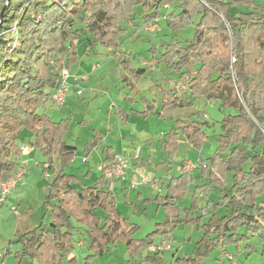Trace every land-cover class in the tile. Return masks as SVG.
Here are the masks:
<instances>
[{"label": "trees", "instance_id": "obj_1", "mask_svg": "<svg viewBox=\"0 0 264 264\" xmlns=\"http://www.w3.org/2000/svg\"><path fill=\"white\" fill-rule=\"evenodd\" d=\"M5 1L0 0V9ZM168 6V26L192 27V36L185 41L173 36L151 49L181 83L158 85L159 101L141 96L144 108L139 113L171 117L175 109L189 108L199 98L218 100L227 112L220 120L217 146L207 161L196 164V174L180 171L161 182L154 199L168 218L137 239L133 234L138 225L118 210L103 173L85 184L79 175L63 171L75 152L66 140L71 118L53 120L43 105L61 85L59 69L81 56L80 26L89 32L82 53L97 45L109 50L118 60L123 86L137 92L147 70L134 67L120 52L126 24L159 18ZM13 26L15 36L1 35ZM201 112L194 111L189 122L174 119L175 129L161 144L169 158L180 144L179 134L197 148L205 141ZM118 115L126 120L127 111ZM23 130L33 133L30 146L45 158L43 172L52 169L57 152L61 168L52 170L40 222L8 242L20 246L13 252L17 262L29 257L38 264H61L75 249L74 231L83 228L89 237L84 264L117 240L123 241L128 258L136 259L131 264H144V259L162 258L163 251L154 248L156 237L169 239L184 222L194 223L201 235L192 252L176 257L175 264H205L211 250L224 255L227 246H233L234 255H249L255 249L252 241L264 254V0H9L0 19V180L15 173L12 155L19 152ZM189 191L193 203L182 209L177 198ZM199 191L202 205L196 202ZM193 208L197 215L188 213ZM75 260L72 256L68 262Z\"/></svg>", "mask_w": 264, "mask_h": 264}, {"label": "rangeland", "instance_id": "obj_2", "mask_svg": "<svg viewBox=\"0 0 264 264\" xmlns=\"http://www.w3.org/2000/svg\"><path fill=\"white\" fill-rule=\"evenodd\" d=\"M170 10V6L163 8L158 20L149 22L154 23L152 27H147L148 22L142 21H138L137 26L132 20L126 24L127 33L121 38L120 52L129 57L134 67L140 66L147 70V73L137 83V92L123 86L118 60L109 50L97 45L82 53L89 32L80 26L78 52L81 54L80 57H85L82 60L86 64V67L80 69L86 73V79L80 83L82 94L73 100L74 103L69 101L68 107L62 108L63 110H61L62 105L56 106L50 103L43 105V109L46 105V113L54 120L71 118L66 140L68 144L75 146V152L73 158L63 166L65 172L86 177L87 172L83 171L89 167L91 174L87 180L93 182V178L98 175L102 167L101 147L90 149L89 155H85V148L88 143H91L95 132L101 145H112L117 150L125 145L133 148L134 152L129 155L124 152L120 153L126 160L128 168H126L124 176L111 181V189L114 192L117 208L125 217L138 224V229L133 234L137 239L145 237L155 229L156 223L168 218L162 207H157V202L154 199L158 187L162 188L161 182L166 183L172 176H177L179 171H182L187 158L195 165L208 160L217 146V136L221 131L220 120L227 112L220 108L218 100L210 99L211 101L207 102L208 99L199 98L189 108L175 109L171 117L160 118L154 115L143 117L139 113L140 109L138 108H144L141 104V96L149 99L155 98L156 101H159L161 91L158 85L175 86L176 79H178L172 70L166 69L163 62H158V58L153 54L151 48L159 47L162 41H168L173 36L185 41L193 33L192 27L181 30L174 26H168ZM142 61H151L152 65L147 66ZM85 68L88 70L90 68V70ZM78 77L81 80L85 78L83 75ZM227 95V91L223 93V97H227ZM238 96L240 98L239 92ZM118 106L127 110L133 109L130 111L128 124L117 119ZM199 109L202 111V120L206 123L204 130L207 138L197 148L188 144L183 135L179 134L180 144L173 157L169 158L168 150L160 146V142L166 138L174 119L181 118L189 122L193 119L194 111ZM161 132L163 134L159 135ZM138 154L145 157V167L141 165V167L130 170L129 167L136 161L135 156ZM32 158L33 160L26 164L25 168L23 167L25 174L22 175V178L20 177L21 180L18 179L20 181H17L10 189L5 201L0 203V264H38L36 260H31L29 257H26L22 262H17L13 252L20 247L19 244L8 245L10 239L25 230V222L27 228L34 227L39 223L44 212L43 202L48 193L52 170L61 168L59 152L52 157V169L45 172L42 170L45 158L38 149ZM138 168L146 173L149 181L155 182L154 186H152V182H145L139 184L136 189L131 187V180ZM190 172L194 173V170L191 169ZM46 175L48 176L46 177ZM114 181L116 182L114 183ZM137 191L141 192L140 196ZM192 195V191H189L185 197L177 198L182 209L191 208L194 200ZM196 202L198 205L204 203V197L200 191L197 194ZM188 213L197 215L199 211L193 208L189 209ZM184 215L185 211L181 210L180 216ZM19 219H21L20 222H18ZM200 235L201 231L196 229L194 223H179L171 231L170 238L164 239L169 243L171 249L163 250L161 259H144L143 263L175 264L176 257L192 252L194 243ZM74 236L77 241L75 249L69 257L75 256L76 260L68 262L69 257H67L61 264L85 263V257L89 253V237L84 229L80 230L79 228L74 231ZM155 240L154 244H158V237ZM79 241L81 242L77 245ZM252 242L255 244V249L249 255L239 253L237 256L240 260H238L232 254L239 264H264V254H261L260 245L256 241ZM226 248L229 252H234L233 246ZM5 252L8 253L4 255ZM218 253L217 249L211 250L204 257V263H218ZM140 254L141 256L146 255L147 250ZM221 259L224 263L226 262L225 259ZM228 260L232 264V260ZM133 262H136V259L128 258L125 245L121 240L111 244L109 250L102 255L90 258L91 264H131Z\"/></svg>", "mask_w": 264, "mask_h": 264}, {"label": "crops", "instance_id": "obj_3", "mask_svg": "<svg viewBox=\"0 0 264 264\" xmlns=\"http://www.w3.org/2000/svg\"><path fill=\"white\" fill-rule=\"evenodd\" d=\"M83 58H85V57H80L79 58V60L75 63V64H73L72 66H70V67H68L69 68V72H70V74H71V77H69V79H68V81L71 83V84H73L74 85V83H75V81H74V77L73 76H85V78L84 79H80L79 81H78V87L80 88L81 86H80V83L81 82H83L85 79H86V73L84 72V71H80V69L81 68H83L84 66L86 67V64L84 63V59ZM83 59V60H82ZM87 67H89V66H87ZM78 68H79V70H78ZM85 69H87L88 70V68H85ZM89 70H90V68H89ZM88 70V71H89ZM176 82H177V84L175 85V87H177L180 83H181V81L179 80V79H176ZM76 88V87H75ZM82 94V93H81ZM79 95H76V94H69V96H67V99H66V101H65V103L61 106V110H63L62 108H65V107H68V105H67V103L69 102V101H71V102H73V100H75V99H77V97H78ZM207 102L208 101H211V100H206ZM74 103V102H73ZM46 105L44 106V110H45V112H47L46 111ZM50 108H51V106H50ZM121 109H124L125 111H127V117H126V120H123L121 117H119V115H118V112H119V110H121ZM138 109H140V110H143V108L141 109V108H138ZM196 111V110H195ZM116 114H117V119L120 121V122H122V123H124V124H128V122H129V120H130V114H131V112H130V108L127 110L126 108H124V107H121V106H118L117 107V111H116ZM193 116V115H192ZM143 117H145V116H143ZM52 118V117H51ZM54 120V119H53ZM174 125V122H173V124L171 125V127H170V129H169V131L172 129H175V125ZM161 134H163V132H161L159 135H161ZM93 137L94 138H92V140H91V143H88L87 144V146H86V151H85V155H89V153H90V149H92V148H94V147H97V146H100L101 147V152H102V157H101V164H102V166L104 165V164H106L107 162H109L110 160H112L116 155H120V153L121 152H124V153H126L127 155H129V153L131 154L132 152H134L133 151V148L132 147H130V146H123L120 150H117L115 147H113L112 145H107V144H103V145H101L100 144V140H99V138H98V136H97V134H96V132H95V134L93 135ZM33 139V133L31 132V131H27V130H23L22 132H21V134H20V140H19V144L20 145H22V148H19V152H16V153H13V155H12V159L15 161V163H16V170H15V173H17L18 171H23V167L25 168V166H26V164H28L29 162H31L32 160H33V158L32 157H34L35 155H36V149L37 148H33L32 146H30V141ZM166 139V138H165ZM164 139V140H165ZM164 140H162L161 142H160V144H162V142L164 141ZM74 146V145H73ZM161 146V145H160ZM75 147V146H74ZM120 151V152H119ZM111 156V159H109V160H107L106 158H107V156ZM135 158H136V161L135 162H133L132 164H131V167H129V169L131 170H133V169H135L136 167H141V165H142V167H145V157H143V156H140V154H138V155H136L135 156ZM188 160V158L187 159H185V161H187ZM138 169H140V168H138ZM195 169H196V166L193 168V170H194V173H192V172H190L191 174H196V171H195ZM137 171V170H136ZM84 173L85 172H87V176L86 177H81V179H82V181L85 183V184H93L94 182H95V180L103 173V169H102V167H101V169L99 170V173H98V175L97 176H95L93 179V182H88V177H90L89 175L91 174V170H90V168L88 167V168H86V169H84V171H83ZM179 173H180V171H179ZM178 173V174H179ZM23 174H25V172L23 171L22 172V174H21V178H22V175ZM47 177V176H46ZM172 177H174V176H172ZM21 178H20V180H21ZM19 180V181H20ZM18 181V182H19ZM117 181H119V180H117ZM116 181H114V183H115ZM113 185H115V184H113ZM127 188V187H126ZM137 188V187H136ZM136 188H134V189H136ZM109 189L112 191V189H111V181H109ZM114 190V189H113ZM112 193H113V196H114V192L112 191ZM137 193H138V195L140 196L141 195V192L140 191H137ZM8 196V195H7ZM19 203V202H18ZM117 205V204H116ZM119 210V209H118ZM120 211V210H119ZM121 212V211H120ZM123 215V214H122ZM42 216V215H41ZM124 216V215H123ZM125 217V216H124ZM127 218V217H126ZM127 219H129V218H127ZM20 220L21 219H19V221L18 222H20ZM130 220V219H129ZM131 221V220H130ZM40 222V221H39ZM131 222H133V221H131ZM133 223H135V222H133ZM25 224V229L27 228L26 227V222L24 223ZM135 224H137V223H135ZM138 225V224H137ZM80 230H82L83 228H79ZM76 231V230H75ZM162 239H160L159 240V242L161 241ZM80 242L81 241H79V242H77V245H79L80 244ZM227 252H229L228 250H226ZM221 252L222 251H219V253H218V256H217V260H219V261H217L218 263H216V264H231V262L228 260V258L227 257H225L223 254H221ZM229 253H232V254H234L233 253V251H230ZM242 253H244V252H242ZM245 254V253H244ZM71 255V254H70ZM69 255V256H70ZM68 256V257H69ZM236 257H237V259L238 260H240L239 259V255L237 256V255H235ZM72 257V256H71ZM71 257H69V258H71ZM221 258H223V259H225V263L223 262V260L221 259ZM240 263H241V261H240ZM242 264V263H241Z\"/></svg>", "mask_w": 264, "mask_h": 264}, {"label": "built area", "instance_id": "obj_4", "mask_svg": "<svg viewBox=\"0 0 264 264\" xmlns=\"http://www.w3.org/2000/svg\"><path fill=\"white\" fill-rule=\"evenodd\" d=\"M154 20H158V18H155ZM153 21V20H152ZM151 22V21H149ZM147 24V27H152L154 23ZM151 30V28H150ZM1 35H5L7 37H12L16 35V28L13 26L11 29L6 30L1 33ZM15 43L13 42L12 45ZM143 64L147 66H151V61H142ZM60 78H61V85L60 87L53 92L48 99L45 100V103H50L51 105L61 106L65 103L66 98L69 94H81V89L78 87V81L80 78L78 76L74 77V85L71 84L68 79L71 77V74L69 72V69L67 67H63L59 69ZM76 87V88H75ZM22 148V145L19 146ZM196 165L194 162H191L190 160H187L185 165L183 166L182 171L190 173L191 169H193ZM126 168H128L127 162L121 155H116L112 160L107 162L102 166L104 177L109 180L113 181L116 179L121 178L125 175ZM22 171H18L17 173H14V175L9 180H0V203L4 202L10 189L14 186V184L18 181V179L21 177ZM48 176V175H46ZM145 182H152V186H154L155 182L149 181L148 176L145 172L142 170L137 169L136 174L131 180V187L136 188L139 184L145 183ZM158 191H161V188L158 187ZM155 249H158L160 251L171 249V246L166 240H161L158 244H155ZM224 256L228 259L232 260V264H239L237 260L233 257V255L229 252H225ZM234 258V259H233Z\"/></svg>", "mask_w": 264, "mask_h": 264}, {"label": "water", "instance_id": "obj_5", "mask_svg": "<svg viewBox=\"0 0 264 264\" xmlns=\"http://www.w3.org/2000/svg\"><path fill=\"white\" fill-rule=\"evenodd\" d=\"M8 1L9 0H6L4 5L0 9V19L2 18L3 12H4V10H5L6 6H7Z\"/></svg>", "mask_w": 264, "mask_h": 264}]
</instances>
